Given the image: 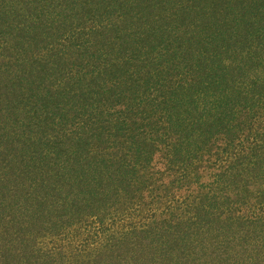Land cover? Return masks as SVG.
Returning a JSON list of instances; mask_svg holds the SVG:
<instances>
[{"label": "rangeland", "instance_id": "rangeland-1", "mask_svg": "<svg viewBox=\"0 0 264 264\" xmlns=\"http://www.w3.org/2000/svg\"><path fill=\"white\" fill-rule=\"evenodd\" d=\"M0 264H264V0H0Z\"/></svg>", "mask_w": 264, "mask_h": 264}, {"label": "trees", "instance_id": "trees-1", "mask_svg": "<svg viewBox=\"0 0 264 264\" xmlns=\"http://www.w3.org/2000/svg\"><path fill=\"white\" fill-rule=\"evenodd\" d=\"M126 150H128V147ZM126 150H121L118 146H113L112 150L109 151L112 155L91 154V157L84 155L83 158L81 155L80 157H75L74 162L69 161L70 164L66 166L67 168L58 169L57 171H63L59 174V176L64 175L61 179H66L65 181L71 185L81 186V188L89 194L99 196L100 200H103L109 195L119 192V190L114 187L115 183L128 187L135 181L134 174H137V167H133V162L124 158L126 156ZM118 154H124L121 156L123 159L122 162L117 161ZM109 185H112V189L109 188ZM111 190V193H107V191ZM77 195L73 194L74 198L71 200L74 201L76 198H80V195ZM68 197H70V195L66 194L65 198ZM42 200L46 201L44 197H42ZM80 201L84 202V199L81 198Z\"/></svg>", "mask_w": 264, "mask_h": 264}]
</instances>
